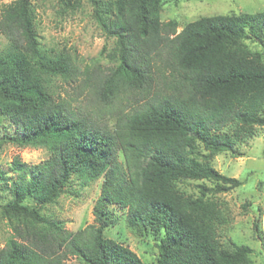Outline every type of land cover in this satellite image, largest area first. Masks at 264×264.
<instances>
[{
    "label": "trees",
    "instance_id": "16d2710c",
    "mask_svg": "<svg viewBox=\"0 0 264 264\" xmlns=\"http://www.w3.org/2000/svg\"><path fill=\"white\" fill-rule=\"evenodd\" d=\"M59 1L75 9L80 0ZM88 1L101 30L116 39V66L98 78L97 93L122 87L145 98L113 129L77 113L52 88L55 78L73 80V56L42 46L31 0L3 7L0 124L14 132L3 133L0 149L41 147L49 157L28 163L15 156L0 166V214L12 230L0 264H63L68 253L83 264H145L105 235L118 221L112 206L126 211L136 234L156 240L155 264H250L249 245L221 240L230 218L210 198L242 182L211 158L240 154L255 127H264V59L246 43L264 47V10L201 16L178 30L176 19H161L164 0ZM74 177L102 185L94 222L70 231L44 208ZM183 180H203L200 194H185Z\"/></svg>",
    "mask_w": 264,
    "mask_h": 264
},
{
    "label": "rangeland",
    "instance_id": "374dc122",
    "mask_svg": "<svg viewBox=\"0 0 264 264\" xmlns=\"http://www.w3.org/2000/svg\"><path fill=\"white\" fill-rule=\"evenodd\" d=\"M13 0H0V18L3 7ZM162 21L176 19L180 30L186 23L201 16L257 12L264 10V0H164ZM37 18L36 29L40 43L48 49L69 52L75 61L77 72L73 80L55 78L52 88L58 99L65 100L81 115H87L101 127L113 129L145 98L141 94L120 88L116 94L107 91L97 93L98 78L116 66L112 58L116 39L108 37L93 17V7L88 0H80L78 7L59 0H31ZM73 4H76L72 2ZM8 43L0 31V49ZM251 50L261 53L264 47L256 41L247 40ZM143 102V101H142ZM10 129V130H9ZM256 135L241 145L240 154L229 152L216 154L211 161L221 173L238 178L239 187L211 195L226 211L230 222L220 229L223 242L249 245L253 249L250 264H264V127H255ZM14 132V126L0 124V137L5 131ZM204 151V150H203ZM15 156L28 163H39L49 157L45 148L20 147L5 143L0 149V166L7 169ZM120 160H123L121 155ZM203 180H183L178 183L185 194L198 196V183ZM207 186L214 184L205 181ZM102 179L82 184L73 178L58 201L44 208V213L61 220L65 228L76 231L94 222V205L100 195ZM117 223L105 229V235L133 249L145 264H155L159 254L154 238L139 236L126 224V211L112 206ZM260 227L256 229L255 224ZM12 230L6 218L0 214V247L4 246ZM63 264H83L68 253Z\"/></svg>",
    "mask_w": 264,
    "mask_h": 264
}]
</instances>
